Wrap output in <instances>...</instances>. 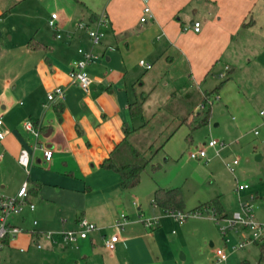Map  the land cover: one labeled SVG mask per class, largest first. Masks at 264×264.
<instances>
[{"label": "crops", "instance_id": "1", "mask_svg": "<svg viewBox=\"0 0 264 264\" xmlns=\"http://www.w3.org/2000/svg\"><path fill=\"white\" fill-rule=\"evenodd\" d=\"M257 2L264 0H149L153 17L140 22L142 0H52L58 12L57 27L51 28L52 39H30L36 47H28L43 54L26 76L27 86L22 92L25 102H16L13 94L0 95V117L6 129L0 139V195L15 194L26 176L28 200L35 204L33 210L25 208L11 218L23 231L6 239L0 249V264H14L9 261L13 245L19 252L31 247L42 250L63 246L65 242L59 235L51 242L41 233L61 227L76 229L82 217L96 224L97 230L76 241L81 247L78 257L100 255L98 245L106 252L104 264H143L144 256H151L147 241L155 240L160 232L156 229L157 219L166 213L154 204L153 193L163 186L146 189L152 195L147 208V204L142 206L138 184L132 189L123 188L118 172L102 165L124 138V127H136L141 122L139 116L131 117L129 113V103L135 98L134 84L164 53L177 52L188 65V80H204L212 62L229 56L234 36L251 31L255 23L252 10ZM100 14L106 19L100 27L101 41L91 45L86 30L76 25L84 20L93 27ZM246 19L252 23L242 26ZM191 21L200 22L198 31ZM60 30L64 35L56 37ZM79 48L91 50L96 56L86 66L90 78L87 90L72 82L68 74L72 62L81 57ZM139 60L151 67L145 68ZM228 60L233 62V57ZM231 62L219 71L220 78H233L235 67ZM55 86L64 88V99L50 103L47 92ZM25 120L40 124L41 141L53 149L49 161L42 158L41 151H35L29 173L18 162L21 149L30 150L32 143L31 133L22 125ZM206 154L208 160L197 159L208 162L219 155L214 149L206 150ZM33 167H40L42 172L30 178ZM132 207L153 216L156 223L147 227L143 222L146 219L141 223L126 219L115 248L107 249L102 237L114 233V222L124 212L128 217L126 210ZM38 242L42 248L36 246Z\"/></svg>", "mask_w": 264, "mask_h": 264}, {"label": "rangeland", "instance_id": "2", "mask_svg": "<svg viewBox=\"0 0 264 264\" xmlns=\"http://www.w3.org/2000/svg\"><path fill=\"white\" fill-rule=\"evenodd\" d=\"M52 4V0H0V95L13 94L16 102H25L22 92L27 86L26 76L43 54L30 49L28 42L30 39H52V27L47 21L52 10L58 17ZM252 16L255 23L251 31L234 36L229 56H221L212 62L204 80L189 81L183 74L181 63L169 71L171 74L166 72L159 80L165 90L190 86L188 89L192 96L186 107L191 110L203 91L211 90L223 79L218 73L233 57V78L223 83L212 102L208 123L195 129L190 139L186 138L187 126L181 125L141 173L136 188H141L142 206L147 204L149 208L152 195L146 191L154 185L180 187L185 211L201 206L200 213H188L182 220L167 213L163 219H157L159 226L156 229L160 232L154 241H147L151 246V256L146 254L143 264H214V250L224 246L227 257L218 264H264V252L260 258L261 239L253 241L256 232L236 224L227 229L228 241L225 244L220 226L226 223L223 218L216 222L212 215H219L213 214L216 212L213 207L206 209L204 205L217 198L230 216L240 211V202L251 203L255 220L264 224V115L258 113L264 107V2L256 3ZM59 33L64 35L61 30ZM157 66L144 72V80L161 74L164 69ZM254 130H257L256 134ZM209 139L223 143L219 155L208 162L189 156L200 147L213 151V148L205 146ZM232 159H237V163L230 169L225 163ZM158 164L159 167L153 169V165ZM30 169V178L42 172L40 167ZM239 184H247L248 187L238 190L236 186ZM126 214L125 220L136 219L140 223L143 219L153 218L136 207L127 209ZM35 219L38 222L39 218ZM124 227L123 224V230ZM64 229L69 228L48 231ZM244 240L247 243L242 248L235 247ZM64 244L61 247L57 244L54 249L31 247L24 252H19L18 246L13 245L9 250V261L14 264H104L106 252L101 245H98L100 255L83 259L78 257L79 243Z\"/></svg>", "mask_w": 264, "mask_h": 264}, {"label": "trees", "instance_id": "3", "mask_svg": "<svg viewBox=\"0 0 264 264\" xmlns=\"http://www.w3.org/2000/svg\"><path fill=\"white\" fill-rule=\"evenodd\" d=\"M252 20L242 23V26H249ZM29 47L34 46L32 40L28 42ZM179 53L164 55L156 62L152 69L162 67L164 70L154 78L144 80V74L135 82L134 101L129 103V113L131 117L139 116L141 122L136 127H124V138L116 145L111 154L105 158L102 165L113 169L120 175L121 186L125 189L134 188L140 181V176L145 166L150 162L153 155L164 147L166 141L183 124L188 128L187 139L191 138L192 132L207 124L212 102L217 98V94L223 83L230 76H225L214 88L204 93L199 101L193 105L192 109L186 106L192 94L188 88L190 86H181L165 90L160 84V79L166 72L171 71L178 64L184 67L183 74L188 73L187 63L181 61ZM174 64V65H173ZM151 69V70H152ZM226 72L228 73L229 70ZM171 74V72H169ZM187 93V95H185ZM61 107L58 108V111ZM163 138V139H162ZM159 167L153 165V169ZM154 204L160 206L165 212L181 211L183 213H193L200 209L197 206L189 211H185V204L180 187H157L153 193ZM206 209L213 207L220 217H225L223 207L217 198L204 203ZM261 255L264 252V244H260Z\"/></svg>", "mask_w": 264, "mask_h": 264}, {"label": "built area", "instance_id": "4", "mask_svg": "<svg viewBox=\"0 0 264 264\" xmlns=\"http://www.w3.org/2000/svg\"><path fill=\"white\" fill-rule=\"evenodd\" d=\"M143 1V8H142V15L140 16L139 20L140 22H145L148 18L153 17L152 10L149 6L148 1L149 0H142ZM57 14L55 12L50 13V17L48 19V24L52 28L57 27ZM96 25L90 26L86 21L82 20L77 23V27L80 29H85L89 41L91 45H96L100 43L102 32L100 30V27L105 24L106 19L102 14L98 15L96 18ZM192 27L195 31H198L200 29V22L199 21H193ZM56 37H61L60 33H56ZM78 52L81 54V57L74 60L72 62L71 68L69 70V77L72 82L77 83L79 86H81L84 90H87L88 85L90 83V78L88 76V73L86 71V66L94 60L96 57L91 50H83L82 48L78 49ZM139 63L143 65L145 68H150L151 65L149 63H146L144 60H139ZM223 73H220V76L223 77ZM64 99V88L62 86H55L51 90L47 92V100L48 102H54V101H62ZM259 115H264V107L259 109L258 111ZM23 128L31 133L32 136V143L30 144V150L28 148H22L19 155H18V162L24 166L26 169V172L29 173V167L31 164V158L35 151L39 150L41 151L42 158L45 161H49L52 158L53 155V149L47 146L44 142L41 141V126L37 122H33L31 120H25L22 123ZM6 132V129L4 127V123L2 118L0 117V139L4 137V134ZM254 133H257V130H254ZM205 146L211 147L214 149L216 154H219V151L223 147V143H219L216 139H209ZM189 156L191 158H204L208 160L205 147H200L199 149L192 151L189 153ZM237 163V159H232L231 161H227L225 164L228 168L232 169L233 166ZM247 184H239L237 186L238 190H242L247 188ZM29 183L28 180L25 179L21 185L19 186L18 190L13 195H0V249L4 246L6 239L13 238L16 236V234L23 231V228L14 224L11 221V218L13 216L21 214L25 208H28L30 210H33L35 207V204L28 200L29 197ZM253 205L251 203H242L240 202V211L233 212L230 216L225 217H215L213 216V219L218 222L220 218H223L224 222L226 223L223 226H220V231L222 235L224 236L225 244L227 243L228 239L226 238V232L227 229L234 227L236 224L248 228L252 230L255 233V237L253 238V241H257L259 239H264V224H260L255 220L254 213L252 211ZM171 217L182 220L184 219L188 214L183 213L181 211H168L166 212ZM200 212L196 211L192 214H198ZM214 212L213 214H215ZM125 222V216L124 214H121L117 220L114 222V228L115 232L108 235L103 236V245L109 250H112L115 248L116 243L119 241V231L121 230L123 224ZM145 226L151 227L156 223L155 219H146L143 221ZM33 223L35 224L36 221L34 220ZM77 228L76 229H64L57 232L53 231H45L41 233V236L45 238L46 240H49L51 242H55V235H59L63 242L65 243H74L80 238H85L89 233L94 232L97 230L96 224L89 221L87 218L82 217L79 218L77 222ZM250 241V240H249ZM247 241H240L237 246L238 248H242ZM37 247H42L41 243L36 244ZM215 258L214 264H218L219 262L223 261L227 257V248L224 246L223 248H216L214 250Z\"/></svg>", "mask_w": 264, "mask_h": 264}, {"label": "water", "instance_id": "5", "mask_svg": "<svg viewBox=\"0 0 264 264\" xmlns=\"http://www.w3.org/2000/svg\"><path fill=\"white\" fill-rule=\"evenodd\" d=\"M191 23H192V21H191ZM256 157H257V158H260V155H257Z\"/></svg>", "mask_w": 264, "mask_h": 264}]
</instances>
